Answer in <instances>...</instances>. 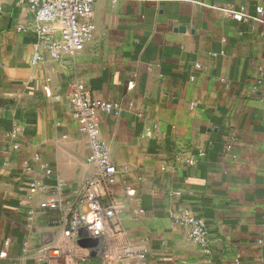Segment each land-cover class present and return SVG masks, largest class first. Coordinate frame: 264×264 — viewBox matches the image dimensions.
<instances>
[{
  "label": "crops",
  "instance_id": "1",
  "mask_svg": "<svg viewBox=\"0 0 264 264\" xmlns=\"http://www.w3.org/2000/svg\"><path fill=\"white\" fill-rule=\"evenodd\" d=\"M87 21L90 43L51 60L33 31H17L35 26L31 8L0 0V264H51L36 257L43 249L65 255L57 264H264V0H97ZM72 82L121 109L98 115L119 227L98 256L68 236L67 213L26 222L28 205L47 198L31 204L29 181L71 201L93 172L66 99ZM185 212L205 222L210 258L169 217ZM128 244L145 259H119Z\"/></svg>",
  "mask_w": 264,
  "mask_h": 264
},
{
  "label": "built area",
  "instance_id": "2",
  "mask_svg": "<svg viewBox=\"0 0 264 264\" xmlns=\"http://www.w3.org/2000/svg\"><path fill=\"white\" fill-rule=\"evenodd\" d=\"M97 0H19L21 4H27L34 16L35 26H18L17 31L28 33L33 31L37 37L36 47L44 50L51 60H57L62 55L73 56L83 50L90 43L92 38L93 26L89 20L92 17L94 4ZM258 13L261 9H257ZM228 15L234 18H241L242 14H235L231 10H226ZM52 24L59 26V34L55 35L50 28ZM39 52L35 53L32 63L41 61ZM199 69V66H195ZM130 87L133 82H129ZM66 99L72 112V116L77 123L78 132L85 139L89 148V156L86 163L93 167L91 176L82 182L78 187L71 190L69 196L71 201L61 193H50L49 188L38 181H29L28 201L33 202L38 194H45L47 198L37 206L28 205L26 209V222L29 227L34 223L37 214L43 212H62L68 215V236L73 239L78 238L79 230H84L90 238H100L105 240L109 235V225L114 223L118 208L116 205L113 186L118 170L113 164L107 151L106 145L100 139L99 113L112 116H119L120 106L114 102L95 101L90 98L89 92L83 84L72 82L66 90ZM17 136V130L14 129L7 137L14 139ZM14 149L18 146L14 145ZM34 161L39 164L40 169L48 174L46 164L40 162L35 157ZM193 163V162H191ZM29 171L27 164H24ZM70 204L72 205L70 207ZM86 208V209H85ZM145 214L142 208L132 210L135 218H141ZM170 219L175 226L185 228L188 234V240L199 248L206 258L212 256V247L210 245L209 233L205 222L185 212L181 215L170 213ZM114 232H119V227L115 223L112 226ZM8 245V240L4 241ZM102 253L106 246L103 242ZM27 245H24L23 252H26ZM63 253L50 255V250H40L36 257L43 262L57 264L58 259H62ZM65 256V255H64ZM80 260L81 256L76 255ZM80 257V258H79ZM119 259H126L130 262L143 261L145 255L140 250L126 245L122 253L118 255ZM234 264H240L234 260Z\"/></svg>",
  "mask_w": 264,
  "mask_h": 264
},
{
  "label": "water",
  "instance_id": "3",
  "mask_svg": "<svg viewBox=\"0 0 264 264\" xmlns=\"http://www.w3.org/2000/svg\"><path fill=\"white\" fill-rule=\"evenodd\" d=\"M77 236L79 238L78 245L82 249H89L93 256H98L102 253V246H103L102 239L90 238L84 230H79Z\"/></svg>",
  "mask_w": 264,
  "mask_h": 264
}]
</instances>
